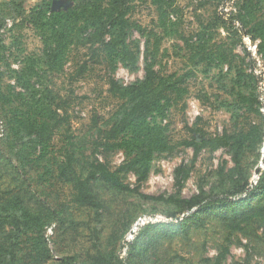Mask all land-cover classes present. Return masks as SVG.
Segmentation results:
<instances>
[{
	"label": "rangeland",
	"instance_id": "374dc122",
	"mask_svg": "<svg viewBox=\"0 0 264 264\" xmlns=\"http://www.w3.org/2000/svg\"><path fill=\"white\" fill-rule=\"evenodd\" d=\"M41 1L0 0V86L11 98L4 107L8 115L0 109V204L10 210L28 207L42 218L46 232L40 242L32 232L14 239L20 263L57 264L60 258L74 257L79 264H97L102 255L129 264H214L229 246L223 264H264V194L171 217L180 212L178 199H190L202 190L206 197L234 191L235 164L228 145L203 149L179 190L174 172L180 165L191 167L194 158L185 141L244 132L250 140L241 150L243 175L255 184L260 170L264 173L259 135L264 113L261 105L252 110L244 100L259 96L264 87V54L259 48L256 55L249 50L248 34L239 22L225 24L220 19L235 18L240 0L204 6L201 0H174L167 28L161 27L150 4L138 3L130 14L146 33L157 34L158 74L173 78L186 93L174 96L164 116L151 119L165 127L177 146L175 153L156 155L152 173L141 185L134 174L125 176L130 191H119L101 179L92 181L101 209L73 201L75 182L88 176L96 160L111 170L125 161L124 151L100 147L102 131L121 103L109 92V82L115 78L130 85L144 78L146 38L135 30L131 39L142 42L137 70L119 63L113 72L109 60L81 45L68 50L63 69L50 68L41 29L29 17ZM59 3L67 7L65 1ZM254 11L264 17V6ZM255 42L259 46L261 39ZM83 64L87 67L79 73ZM25 70L30 77L26 92L17 85ZM46 88L64 101L67 113L59 119L52 140L37 146L22 128L11 126L9 118L43 103ZM159 197L163 199H153ZM8 232H0V254L9 247Z\"/></svg>",
	"mask_w": 264,
	"mask_h": 264
},
{
	"label": "trees",
	"instance_id": "16d2710c",
	"mask_svg": "<svg viewBox=\"0 0 264 264\" xmlns=\"http://www.w3.org/2000/svg\"><path fill=\"white\" fill-rule=\"evenodd\" d=\"M59 1H65L67 7ZM201 1V5L204 6L211 2H216L217 5L222 4L226 0ZM239 2L240 10L235 18L230 17L227 20L221 16L220 19L225 24L233 23L234 20L239 22L242 30H245L253 41L260 38L259 53L264 54V17L259 18L254 11L255 8L264 6V0H240ZM138 3L154 6L158 22L161 27L167 28L171 21L170 11L174 0H42L29 13L32 23L34 22L41 29L45 46L44 56L50 68L63 69L68 50L81 45L87 47L93 56H103L109 60L113 66V72L119 63L131 70H137L142 55V42L131 39L135 30L141 32L146 38L144 78L130 85H125L115 78L109 82V92L121 103L109 124L102 131L100 147L107 151H124L125 161L116 170H111L106 163L99 160L92 163L88 176L85 179L78 178L75 182L76 193L73 201L80 206L96 209L102 207L91 191L92 181L101 179L119 191H130V187L124 183L125 176L134 174L141 185L150 177L156 155L174 154L177 150V146L168 139L165 127L152 123L151 119L153 116H164L172 106L174 96L183 97L186 92L173 78L161 77L156 71L155 60L160 47L157 34L154 30L146 33V29L130 19V14ZM154 38L156 41L152 42ZM86 67L87 65L83 64L79 73H83ZM28 76V71L25 70L17 82V85L25 92L29 91L30 77ZM241 96L245 97L243 94ZM244 100L249 102L252 110L254 106L261 105L257 94L244 98ZM10 102V94L0 86V109L5 115L8 114L4 107H8ZM63 103L64 101L59 100L52 90L46 88L43 103L27 114L20 113L19 116H11L9 122L11 126L22 128L37 146L46 145L52 140L59 119L67 113ZM60 111H63V114ZM255 111L260 112V110ZM259 135L263 141L264 123L259 130ZM248 140H250L249 135L239 132L237 137L223 136L217 140H206L205 137H201L183 142V145L193 148L194 158L191 167L180 165L174 172L179 190L189 179L191 169L203 149L209 147L211 150H216L220 146L228 145L233 150L232 156L235 164L232 174L234 191L227 193L224 197H206L205 191L202 190L201 194L190 199H178L180 212L172 214L171 217L177 218L181 213L194 208L203 210L218 203H229L233 201V198L242 200V198L263 195L264 173L262 174L260 170V177L256 184H252L250 178L243 175L241 150ZM153 199H163V197ZM7 229H9L7 237L9 247L3 248L0 254V264H21L16 253L15 242H13L15 238L32 232L37 234L36 241L40 242V237L43 238L46 234L43 220L38 214L25 206L22 208L15 206L13 210H10L2 203L0 204V232ZM134 248H136L135 243L130 245L131 256ZM229 254L230 247L225 246L214 264H223ZM57 264L79 263L74 257H63L58 260ZM97 264H129V262L127 260L112 262L101 255L97 258Z\"/></svg>",
	"mask_w": 264,
	"mask_h": 264
},
{
	"label": "built area",
	"instance_id": "2783aa9c",
	"mask_svg": "<svg viewBox=\"0 0 264 264\" xmlns=\"http://www.w3.org/2000/svg\"><path fill=\"white\" fill-rule=\"evenodd\" d=\"M245 40L249 43L248 44L249 45V50L256 55L258 53V44L255 41H253L252 38L249 35H247L245 37ZM259 78L261 79V77H259ZM259 78H258V80L260 82ZM259 100H260L261 106H262L261 109H262V111L264 113V87H262V86H260ZM263 143H264V139H263ZM261 157H262V159L264 158V144L262 145V149H261ZM258 179L259 178L256 179L255 184L257 183Z\"/></svg>",
	"mask_w": 264,
	"mask_h": 264
},
{
	"label": "water",
	"instance_id": "95a60500",
	"mask_svg": "<svg viewBox=\"0 0 264 264\" xmlns=\"http://www.w3.org/2000/svg\"><path fill=\"white\" fill-rule=\"evenodd\" d=\"M56 4H57V3H55V5H56ZM262 162H264V158L262 159ZM259 169H260V168H256V170H255V174H256V175L259 174ZM185 216H186V215H185ZM185 216H184V217H185Z\"/></svg>",
	"mask_w": 264,
	"mask_h": 264
}]
</instances>
